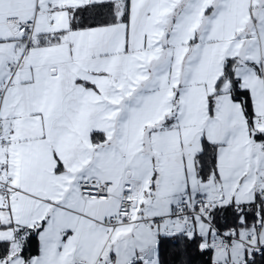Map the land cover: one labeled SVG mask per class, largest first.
<instances>
[{
  "label": "snow or ice",
  "instance_id": "6c2138e0",
  "mask_svg": "<svg viewBox=\"0 0 264 264\" xmlns=\"http://www.w3.org/2000/svg\"><path fill=\"white\" fill-rule=\"evenodd\" d=\"M0 264H264V0H0Z\"/></svg>",
  "mask_w": 264,
  "mask_h": 264
},
{
  "label": "trees",
  "instance_id": "16d2710c",
  "mask_svg": "<svg viewBox=\"0 0 264 264\" xmlns=\"http://www.w3.org/2000/svg\"><path fill=\"white\" fill-rule=\"evenodd\" d=\"M197 260H199V257L196 258ZM206 259V258H205Z\"/></svg>",
  "mask_w": 264,
  "mask_h": 264
}]
</instances>
